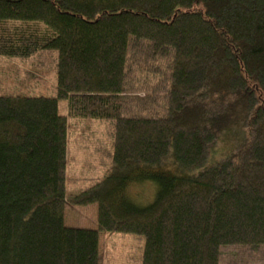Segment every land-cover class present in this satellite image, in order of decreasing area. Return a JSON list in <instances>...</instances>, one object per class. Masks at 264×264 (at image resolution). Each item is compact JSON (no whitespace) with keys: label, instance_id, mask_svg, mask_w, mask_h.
<instances>
[{"label":"trees","instance_id":"1","mask_svg":"<svg viewBox=\"0 0 264 264\" xmlns=\"http://www.w3.org/2000/svg\"><path fill=\"white\" fill-rule=\"evenodd\" d=\"M0 57L66 91L0 95V264H102V233L143 241L129 264H264V0H0ZM70 119L112 139L80 190Z\"/></svg>","mask_w":264,"mask_h":264},{"label":"rangeland","instance_id":"2","mask_svg":"<svg viewBox=\"0 0 264 264\" xmlns=\"http://www.w3.org/2000/svg\"><path fill=\"white\" fill-rule=\"evenodd\" d=\"M65 44L62 40L57 42V48L62 53ZM34 68L35 65L30 60L0 57V95H55L58 90L63 94L66 93L60 77L57 79L56 74L52 73V65L45 64L44 68L37 70ZM62 111L67 112L65 99H62ZM107 132L105 125L99 122L69 120L68 186L70 190L85 188L99 178L89 168L85 169L86 161H91V165H96L98 157L94 155V152L91 153L92 148V151H90L91 149L88 151L82 146L85 147V144L92 139L93 142L103 146L102 148L106 146L105 142L108 143L109 147L112 139ZM105 148L107 149V147ZM215 153H218V157H220V149ZM93 169L100 174L103 172L100 169L97 170V166ZM135 189L137 188L135 187ZM144 189V202L146 204L148 200L153 198L155 186L146 183ZM97 216V205L88 207L69 206L66 211V222L71 227L95 229L98 228ZM141 241L139 238L129 235L102 233L100 240L102 264H129L134 259L138 260L142 252L143 241ZM248 255L250 256V254ZM254 257L250 256V260ZM245 260L249 261L247 256ZM258 264H263V261Z\"/></svg>","mask_w":264,"mask_h":264},{"label":"crops","instance_id":"3","mask_svg":"<svg viewBox=\"0 0 264 264\" xmlns=\"http://www.w3.org/2000/svg\"><path fill=\"white\" fill-rule=\"evenodd\" d=\"M96 229V228H95Z\"/></svg>","mask_w":264,"mask_h":264}]
</instances>
